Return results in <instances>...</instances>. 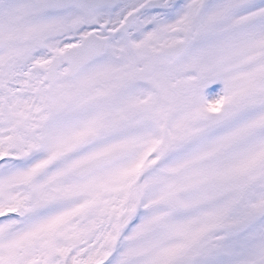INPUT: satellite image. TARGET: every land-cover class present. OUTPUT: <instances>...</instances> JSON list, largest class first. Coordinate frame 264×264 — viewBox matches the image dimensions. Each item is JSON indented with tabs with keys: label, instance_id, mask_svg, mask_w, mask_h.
Returning <instances> with one entry per match:
<instances>
[{
	"label": "snow or ice",
	"instance_id": "obj_1",
	"mask_svg": "<svg viewBox=\"0 0 264 264\" xmlns=\"http://www.w3.org/2000/svg\"><path fill=\"white\" fill-rule=\"evenodd\" d=\"M0 264H264V0H0Z\"/></svg>",
	"mask_w": 264,
	"mask_h": 264
}]
</instances>
